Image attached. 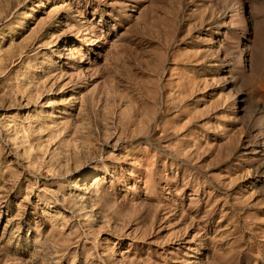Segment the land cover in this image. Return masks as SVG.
Instances as JSON below:
<instances>
[{
    "label": "rangeland",
    "instance_id": "374dc122",
    "mask_svg": "<svg viewBox=\"0 0 264 264\" xmlns=\"http://www.w3.org/2000/svg\"><path fill=\"white\" fill-rule=\"evenodd\" d=\"M0 264H264V0H0Z\"/></svg>",
    "mask_w": 264,
    "mask_h": 264
}]
</instances>
